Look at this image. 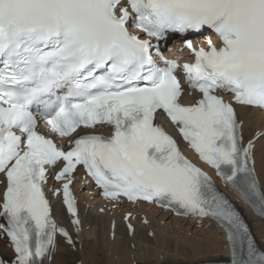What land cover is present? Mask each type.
<instances>
[{"label":"snow or ice","instance_id":"1","mask_svg":"<svg viewBox=\"0 0 264 264\" xmlns=\"http://www.w3.org/2000/svg\"><path fill=\"white\" fill-rule=\"evenodd\" d=\"M206 31L219 45L205 37L206 48L194 47L189 34ZM171 34L185 38L193 62L163 54ZM236 106L264 109V0H0V235L14 251L10 264H51L58 233L74 244L46 190L62 191L79 232L70 189L78 166L106 199L211 219L230 264H264L241 212L157 122L166 118L264 218L254 143L243 142ZM41 120L69 138L67 149L38 131ZM50 178L62 189H48Z\"/></svg>","mask_w":264,"mask_h":264},{"label":"bare ground","instance_id":"2","mask_svg":"<svg viewBox=\"0 0 264 264\" xmlns=\"http://www.w3.org/2000/svg\"><path fill=\"white\" fill-rule=\"evenodd\" d=\"M238 117L247 141L252 140L256 132L260 135L254 142V159L256 174L264 186V114L256 109L239 107ZM79 195V232L69 227L68 217L58 201H54L55 215L60 224L70 228L75 250L59 238L51 264H199L228 258L225 235L214 225L206 229L208 221L199 230L188 220L172 218L168 213L144 204L134 208L125 205L113 213L99 214L101 202L83 193ZM125 212L146 215L148 224H141L138 218L133 235H129L123 222ZM244 213L264 250V224L246 210ZM0 247H5L2 241Z\"/></svg>","mask_w":264,"mask_h":264},{"label":"rangeland","instance_id":"3","mask_svg":"<svg viewBox=\"0 0 264 264\" xmlns=\"http://www.w3.org/2000/svg\"><path fill=\"white\" fill-rule=\"evenodd\" d=\"M247 217V216H246ZM249 223L250 224H252L250 221H249ZM251 227H252V225H251ZM253 229V228H252ZM253 232H254V229H253ZM255 235V234H254ZM256 239H257V237H256ZM257 241H258V239H257ZM259 242V241H258ZM73 250H75V248H73ZM116 259H117V257H116ZM81 262H79L78 264H80Z\"/></svg>","mask_w":264,"mask_h":264}]
</instances>
